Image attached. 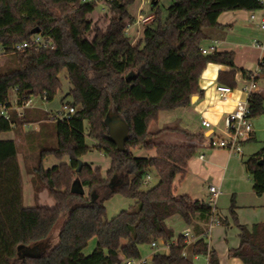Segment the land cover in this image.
<instances>
[{
    "label": "trees",
    "instance_id": "16d2710c",
    "mask_svg": "<svg viewBox=\"0 0 264 264\" xmlns=\"http://www.w3.org/2000/svg\"><path fill=\"white\" fill-rule=\"evenodd\" d=\"M106 2L109 14L103 29L91 19L96 2L0 0V62L5 59L0 64V112L2 107L8 109V118L0 115V264H123L141 260L140 247L153 242L168 244L169 253L156 252L148 264H193L185 255L186 237L175 238L166 225L176 215L192 230L193 255L220 264L207 238L213 209L203 200L175 194L177 177L185 175L205 137L177 126L158 130L154 125L158 113L189 107L194 96H202L199 78L209 63L231 68L217 77L220 85L231 89L237 87L238 72L248 80L254 75L237 68L233 52L204 55L202 46L212 32L222 29L219 18L224 12L255 13L264 9V0H175L164 22L155 3L151 8L154 19L136 43L127 34L135 21L129 13L135 0ZM35 28L40 29L39 35L52 39L53 47L32 44ZM24 43L30 47L18 51L17 46ZM65 70L71 88L62 99V109L74 108L70 118L54 119L52 111L37 108L21 113L12 110L32 96L46 94L48 102L53 101L63 88L60 76ZM130 73L136 79L126 82ZM263 75L264 58L254 77L256 83ZM11 91L15 103L10 101ZM248 102L251 119L264 115L263 95L252 92ZM112 103L131 131L126 152H118L107 140L104 120ZM33 123H40L39 130L23 133V127ZM9 132L23 143L3 138ZM165 134L179 135L181 140L161 142ZM92 149L110 159L106 178L100 168L88 163L77 172L79 161ZM134 150H156V155L138 157ZM20 154L33 182L34 198L47 191L54 207H25ZM50 156L69 161L46 169L43 162ZM245 168L253 191L264 196V146L245 161ZM152 173L159 181L144 190ZM76 181L85 189L83 196L71 192ZM116 194L135 204L108 219L106 203ZM229 208L240 240L230 256L243 264H264V224L252 228L240 224L234 197ZM65 213L68 217L58 241L51 245L54 227ZM221 224L228 221L221 219ZM94 238L96 248L86 254ZM39 243L49 246L44 255L19 257L20 246Z\"/></svg>",
    "mask_w": 264,
    "mask_h": 264
},
{
    "label": "crops",
    "instance_id": "0c3cea01",
    "mask_svg": "<svg viewBox=\"0 0 264 264\" xmlns=\"http://www.w3.org/2000/svg\"><path fill=\"white\" fill-rule=\"evenodd\" d=\"M156 3L159 4V2ZM130 15L135 18V16H133L131 13ZM138 17L139 22L143 17H152L154 19L153 14L146 16L139 15ZM263 19L264 9L256 11L255 13L242 10L235 12H224L219 18V24L221 25L222 29L212 32L210 35L211 37L208 39V41L203 43L202 47L208 48V46L214 42H217V52H233L235 54L234 63L239 70L245 69L247 71L253 72L254 74H259L260 60L264 58V55L259 48L254 46V43L257 40L264 41V28L262 26ZM135 21H137V18H135ZM151 21L146 23L140 22V24L144 25V27L141 32L137 31L138 36L133 39V43H136L138 40L143 38V30L145 26ZM230 70L231 68L227 66L209 63L199 78L202 96H194L195 101L193 102L192 99V103L189 107H181L176 110L162 111L158 113L157 123L154 125V127L158 130H162V128L167 126H177L180 129L186 130L192 135H204L205 140L201 144V148L190 160L185 175H180L177 177L175 182V194H177V190L181 188V195H188L193 200H203L208 203L209 199L211 198V193H209L208 188L212 185L219 187L222 195L216 201L215 209L219 217L221 219H226L228 224H221V226H215L213 228L208 239L209 247L210 249H213L217 252L220 264H243L238 258L230 256V251L232 249H236L240 244L239 230H236L233 228V226H231L227 216V211L218 208V201H220L223 195H233L232 198L236 197L238 208L237 218L240 224L252 228L256 224H264V196H257V194L253 191V186L251 192V189L249 190L248 187L243 188L242 186L237 185V181H240V165L234 154L230 153L228 150L226 151L224 149L209 147V142L211 140L223 137L225 135L226 118L232 113L238 103L247 101L249 97L242 90L243 87L248 84V79H245L242 73L238 72L236 75L237 87L232 89V92L228 95L229 97L226 99V101L221 99L217 88L223 85L218 83L217 77L219 72ZM262 77L263 76H260V80L257 83V90L255 92H259L264 96V90L258 88L259 82L261 79H263ZM203 117H205L211 123V129H206L202 126L201 122ZM39 128L40 123L25 125L23 127V133L30 131L37 132ZM3 138L16 140L19 143H23L22 139L16 137L13 132L4 134ZM176 138V140H181L179 135ZM253 140H255V138ZM133 152L137 156L139 155L143 157H154L156 155V150L147 152L134 150ZM243 153L241 155H243ZM201 156H203V159L200 158ZM19 161L20 166H22L23 173L24 166L21 154L19 156ZM68 161L69 158L66 157L63 159V163L61 164H66ZM151 180H153V178L149 176V179H147V184ZM251 181L253 184V180ZM166 225L174 231L177 237L181 236L182 232H188L190 234L192 233L191 228L187 226L182 218H180L178 215L169 218L166 221ZM175 228H178L179 232L176 233ZM96 241L97 239L94 238L89 243H93L96 246ZM159 243V249H155L151 246L152 250L155 251L149 256L150 259L161 249L164 250V252L161 253L165 255L169 253V249L164 247V243ZM142 248L143 246L140 247V253ZM198 256H194V258L199 260ZM144 260L149 263V259ZM207 264H209L208 258Z\"/></svg>",
    "mask_w": 264,
    "mask_h": 264
},
{
    "label": "rangeland",
    "instance_id": "374dc122",
    "mask_svg": "<svg viewBox=\"0 0 264 264\" xmlns=\"http://www.w3.org/2000/svg\"><path fill=\"white\" fill-rule=\"evenodd\" d=\"M107 0H96L97 7L95 10V15L92 16L91 19H93L94 24L98 25V27L105 28L106 20L105 16L109 14L108 4L106 2ZM173 1L175 0H135V3L130 6V13L137 18V21H134L128 28L127 33L129 36L134 39L136 36H138L137 31L141 32L144 25H141L139 22V15H149L153 14L151 9V4L159 2L158 10H160V17L164 21L167 19V10L168 8L173 4ZM154 27L158 26V22L153 24ZM4 58L1 59L0 64H2ZM261 81L258 84V88L261 90H264V75L262 77ZM61 84H63L62 90L55 96L53 101H43L40 96H32L33 106L36 108H39L41 110H45L49 113V111H52V113H55L57 111L62 110V99L65 96V94L70 90L71 84H69L68 81V73L65 70L63 74L60 76ZM10 101L12 103H15L14 98V92H10ZM251 123L253 124V127L256 132L255 140H252L250 142H246L247 144L243 145L244 153L243 155H234L235 158L239 161L240 165V181H237V185L242 186L243 188L248 187L249 190L251 189L252 192V179L251 176L248 175L245 169V161H247L251 156L257 154L260 152V150L264 146V115H260L257 118H253ZM88 125H86L87 128ZM176 135H163L160 139L161 142L166 143H174ZM218 139V138H217ZM87 143L92 147L93 142L88 139ZM54 145V143H53ZM51 145V146H53ZM138 152V151H136ZM143 153V152H142ZM136 155V154H135ZM137 156V155H136ZM138 157H143L139 156ZM83 163H88L93 165L96 169H101L102 176L106 178L107 172L111 167L110 159L100 150L92 149L87 155H85L82 158ZM63 163V160H57L53 156H50L49 158L45 159L43 162V165L46 169H50L51 167L55 165H59ZM150 176L153 178L148 184L144 185V190H148L149 188L156 185L159 181V179L156 177L154 173L150 174ZM22 178L24 182V190H23V198H24V205L25 207H35L36 205L41 206H48L49 208L54 207L55 203L52 199V197L49 196L47 191H41L37 197L33 198L34 190H33V182L31 181V177L26 173V171L23 169ZM181 188L177 190V194L180 195ZM250 192V191H249ZM233 195H223L218 201V208L227 211V216L229 218V223L231 226H233L234 229H238L236 224H234L233 219L230 215V205H231V199ZM235 204L237 208V198L234 197ZM135 202L133 200H130L128 198L123 197L122 195L116 194L115 197H113L111 200H109L106 203V212L108 215V219H113L123 210H130L134 206ZM238 209V208H237ZM68 217V213H65L58 224L54 227V231L52 233V236L50 238L51 245H54L58 241V235L61 231V228L63 224L65 223L66 219ZM239 222V220H238ZM240 223V222H239ZM176 233L179 232V229L175 228ZM183 234V232H182ZM181 234V235H182ZM175 238L177 236L175 235ZM164 243V242H163ZM192 243L189 242L188 246L185 249V255L187 258H189L193 264H207V257L204 256H198L199 260L194 258V255L192 253ZM165 244V243H164ZM96 248L95 244L89 243V246L86 248L85 253L90 254L94 249ZM155 250H152L150 245L143 246L141 249V259H149V263L151 262L150 255ZM158 252H164L163 249L159 250Z\"/></svg>",
    "mask_w": 264,
    "mask_h": 264
},
{
    "label": "built area",
    "instance_id": "2783aa9c",
    "mask_svg": "<svg viewBox=\"0 0 264 264\" xmlns=\"http://www.w3.org/2000/svg\"><path fill=\"white\" fill-rule=\"evenodd\" d=\"M96 0H82V3L88 4V3H94ZM153 18L152 17H143L140 19L141 23H146L148 21H151ZM254 19V17H253ZM262 26L264 28V19ZM32 44L35 45L36 47L39 48H47V46L53 47V41L52 39L47 36L43 37L39 34L33 35L32 38ZM218 43L214 42L208 48H203L202 47V52L204 55H209L213 54L218 51L217 47ZM254 46L256 48H259L264 55V41H256L254 43ZM30 45L28 43H24L21 45L17 46V50L21 51L24 49L29 48ZM257 74H254L249 80L248 84H246L243 87V92H245L249 97L247 101H242V103H238L235 109L232 111V113L226 118L225 121V128L226 132L223 137H220L218 139L211 140L209 142V147L211 148H218V149H224L228 150L230 153L234 155H241L243 153V145L246 144V142H249L255 138V129L252 126L251 123V118H250V113L251 111L249 110V98L250 94L252 92H255L257 90V83L254 79V77ZM217 91L219 95L221 96V99L226 101L228 99V95L232 92V89L228 86H220L217 88ZM43 101H48L47 100V95L44 94L43 97H41ZM33 101L32 97L26 100V102L21 106V107H13L12 110H15L16 112L21 113L25 109H33ZM75 113L74 108H65V110L57 111L55 113H52V116L54 119H60V120H65V118H70L71 115ZM0 115L4 116L5 118H8V109L5 107L1 108ZM202 126L206 129H211V123L203 117ZM203 159V156L200 157ZM147 179H149V176H147ZM209 193H211V198L209 199L208 204L211 206L213 209V214L211 216V219L209 221L208 228H207V238L209 239L210 233L213 230L215 226H221V218L219 215L216 213L215 205L216 201L219 199V197L222 195V192L220 191L219 187L217 186H210L208 188ZM184 237L189 241H193L194 237L192 234L188 232H183ZM152 247L155 249H159L160 243H155L153 242ZM164 247H167L169 249L168 244H164ZM208 258V257H207ZM209 260V258H208ZM123 264H148V262L144 259L141 260H127Z\"/></svg>",
    "mask_w": 264,
    "mask_h": 264
},
{
    "label": "water",
    "instance_id": "95a60500",
    "mask_svg": "<svg viewBox=\"0 0 264 264\" xmlns=\"http://www.w3.org/2000/svg\"><path fill=\"white\" fill-rule=\"evenodd\" d=\"M155 3H152L154 6ZM32 35L40 34V29L35 28L31 31ZM136 79V75L134 73L128 74L126 77V82ZM195 101V97L193 98V102ZM106 118L104 120V125L108 131L107 140L117 147L118 152H126L127 147L126 144L130 140L131 131L129 126L124 119L123 115L120 114L117 107L114 103L111 104L109 111L106 114ZM80 167L77 172H80L83 167V162L79 161ZM71 192L73 194L82 195L85 193L84 187L80 184V182L76 181L72 188ZM49 249V246L44 243L36 244L34 247H22L18 248L19 257L20 258H31L37 259L44 255Z\"/></svg>",
    "mask_w": 264,
    "mask_h": 264
}]
</instances>
